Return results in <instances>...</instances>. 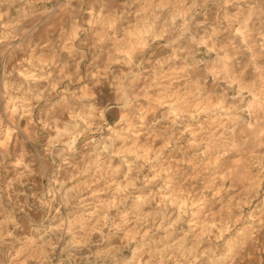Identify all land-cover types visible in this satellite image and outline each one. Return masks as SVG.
I'll list each match as a JSON object with an SVG mask.
<instances>
[{
  "label": "clouds",
  "instance_id": "obj_1",
  "mask_svg": "<svg viewBox=\"0 0 264 264\" xmlns=\"http://www.w3.org/2000/svg\"><path fill=\"white\" fill-rule=\"evenodd\" d=\"M0 264H264V0H0Z\"/></svg>",
  "mask_w": 264,
  "mask_h": 264
},
{
  "label": "rangeland",
  "instance_id": "obj_2",
  "mask_svg": "<svg viewBox=\"0 0 264 264\" xmlns=\"http://www.w3.org/2000/svg\"><path fill=\"white\" fill-rule=\"evenodd\" d=\"M89 11H91V9Z\"/></svg>",
  "mask_w": 264,
  "mask_h": 264
}]
</instances>
